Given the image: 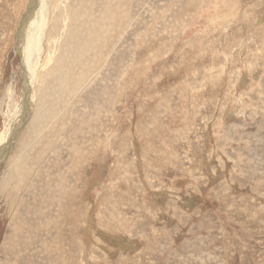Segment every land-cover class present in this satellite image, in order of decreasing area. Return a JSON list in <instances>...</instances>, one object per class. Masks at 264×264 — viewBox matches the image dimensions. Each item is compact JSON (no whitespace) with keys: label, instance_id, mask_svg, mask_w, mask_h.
<instances>
[{"label":"rangeland","instance_id":"374dc122","mask_svg":"<svg viewBox=\"0 0 264 264\" xmlns=\"http://www.w3.org/2000/svg\"><path fill=\"white\" fill-rule=\"evenodd\" d=\"M30 1L0 0V133ZM49 17L45 113L0 162V264H264V0Z\"/></svg>","mask_w":264,"mask_h":264},{"label":"bare ground","instance_id":"6f19581e","mask_svg":"<svg viewBox=\"0 0 264 264\" xmlns=\"http://www.w3.org/2000/svg\"><path fill=\"white\" fill-rule=\"evenodd\" d=\"M49 9L50 0H31L28 6V13L26 12L27 14L24 16L18 31L16 51L22 63L20 67L23 74V88L21 99L17 102L19 104L18 108L14 107V114L11 115L6 124L5 132L0 133V162L7 157L11 144H13L17 134L22 130L21 126L31 117L33 118L34 114L37 117L39 111H43V109L37 108L38 110L35 111L36 115L34 113L35 105L38 106L39 104V107L42 108L44 103L47 102H44L43 97H40L38 88L41 89L42 85L38 87V82L41 80L42 68L47 63L48 58V54L44 52V47L51 23ZM44 54L46 59L43 58ZM45 108L47 110V106ZM9 112H12V110Z\"/></svg>","mask_w":264,"mask_h":264}]
</instances>
